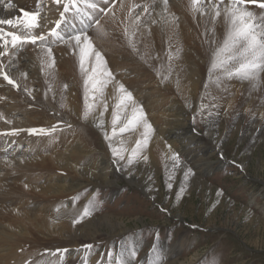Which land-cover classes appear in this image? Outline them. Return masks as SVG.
I'll return each instance as SVG.
<instances>
[{"label": "bare ground", "instance_id": "6f19581e", "mask_svg": "<svg viewBox=\"0 0 264 264\" xmlns=\"http://www.w3.org/2000/svg\"><path fill=\"white\" fill-rule=\"evenodd\" d=\"M63 2L0 0V20L14 21L0 28L24 34L17 20L25 19V12L38 11L41 27L32 34H47L61 19ZM210 2L199 0L193 5L191 0H168L165 6L163 0H78L59 29L68 42L47 36V43L24 42L13 47L11 37L0 39V52L6 51L0 56V69L19 85L14 87L0 76V264H105L110 259L109 247L92 258V252H83L79 245L111 237L108 230H102L118 227L124 220L121 215L106 214L88 216L73 225L72 217L63 213L73 207L85 185L105 189L121 178L143 191L147 184L145 193L153 196L163 174L169 186L181 177L180 183L189 191L194 183H205L213 167L227 161L223 158L216 164L213 150L222 152L220 146L233 128V134L243 131L245 135L248 129L249 135L264 133V72L252 81L220 70L210 72L213 50L227 32L223 16L213 18ZM247 7L258 18L264 15L255 4ZM101 9L112 11L105 14ZM77 32L85 33L101 53V67L89 55L81 71L83 39L80 47L68 39ZM5 40L9 41L6 49ZM90 76L93 79L85 85ZM120 84L132 93L152 126L147 145L135 156L131 149L147 130L140 124L120 132L124 117L135 106L129 101L126 111L117 107L123 95ZM113 112L121 117L115 132ZM196 113L203 118L201 137L196 136ZM53 127L47 133L27 131ZM12 129L21 131L8 134ZM63 131L67 138L61 144ZM114 148L127 149L122 152L125 158L114 156ZM180 152H186L192 163L183 161ZM131 217L145 219L140 214ZM62 243L79 247L37 258L45 244L64 250ZM130 246L119 245V252L111 254L113 264H140L132 257V248L139 250L147 244L138 236ZM155 246L149 254L154 264L164 251L178 257L184 244ZM179 261L175 258L167 264H187V260Z\"/></svg>", "mask_w": 264, "mask_h": 264}, {"label": "rangeland", "instance_id": "374dc122", "mask_svg": "<svg viewBox=\"0 0 264 264\" xmlns=\"http://www.w3.org/2000/svg\"><path fill=\"white\" fill-rule=\"evenodd\" d=\"M147 87L151 88L149 85ZM201 117L197 113L193 117L198 137L204 131ZM89 129L86 128L88 132ZM64 131L61 133L64 137L61 144L67 138ZM232 131L235 128L220 146L222 152L217 154L213 150L216 164L223 158L227 161H223L221 167H213L204 177L205 183L196 182L189 186V191L180 183L181 177L169 186L163 174L159 177L160 189L153 196L145 193L147 184L143 185V191L121 178L105 189L85 185L73 207L66 208L64 216L76 219L87 208L91 214L83 219L113 214L121 215L124 223L112 229H103L112 234L109 238L79 245L83 252L91 251V257H95L103 250L111 249V254H117L120 244L128 247L139 236L147 246L139 250L132 248L131 253L136 251L132 257L140 264H154L149 255L150 248L165 242H180L184 246L179 248L181 252L178 257L173 252L163 250L164 255L156 264L161 261L160 264H167L175 258L179 262L187 260V264H264V133L253 136L247 134L249 129L245 135L243 131L238 134ZM182 153H179V157L191 164L192 158L189 157L190 162L187 153ZM139 214L144 216L143 221L131 217ZM61 245L71 251L79 247L70 243ZM86 245L92 247L87 248ZM43 250L36 254L37 258L49 253L53 255L52 252L57 255L54 244H45ZM113 263L110 255L105 264Z\"/></svg>", "mask_w": 264, "mask_h": 264}, {"label": "snow or ice", "instance_id": "6c2138e0", "mask_svg": "<svg viewBox=\"0 0 264 264\" xmlns=\"http://www.w3.org/2000/svg\"><path fill=\"white\" fill-rule=\"evenodd\" d=\"M63 0H54V3L57 5L61 4ZM111 2V0H110ZM165 6H167L168 0H163ZM193 5L199 3V0H191ZM78 0H67L63 2V11L60 12L61 19L55 21V27H52L47 34L41 32L38 35H33L32 32L34 29L41 27L40 23V13L37 11L35 13H24L25 19L17 20V23H22L24 27V34L18 35L15 32H4L0 28V39L4 37H11L10 43L13 47L23 44L24 42H31L35 44L37 41L47 43V36L55 37L61 41H64V37L61 35L59 29L64 23V17L66 13L77 8ZM248 4H255L259 9L264 10V0H211L210 7L213 11V18H219L223 16V19L227 25L226 35L219 45L213 50L212 59H211V68L210 72L213 70H220L225 75H237L242 79L249 81L255 80L258 77V74L264 72V15L257 17V14L248 9ZM223 5V7H221ZM243 5V7L241 6ZM91 7L95 8L97 5L91 4ZM136 7H139L138 5ZM102 12L107 14L111 12L112 9H101ZM131 12V10H129ZM148 11V6H144V12ZM114 15V13H113ZM137 21L140 19L139 16L135 18ZM96 25H100V21H95ZM0 25H14V21L11 19L0 20ZM125 33L127 34V28H125ZM69 40H75L76 46L80 47L83 39V46L80 47V67L81 71H84V62L85 58L89 55H94L97 61V67L103 65V56L99 51H95L94 46L90 38L83 32H77L72 36H69ZM68 42V41H64ZM5 49L8 40L4 41ZM6 54L5 52H0V56ZM47 55L50 57L52 55L51 48L47 49ZM93 73L96 72V68L92 69ZM107 75L111 77V73L108 72ZM0 76H3L10 85L14 87H19L14 79L6 72L0 69ZM93 77L90 76L88 80H85V85L88 84L89 80H92ZM123 95L119 98V103L117 104L118 108L123 107L126 111L127 102L131 101L133 105L132 113L130 116L124 117L123 127H120V132H124L129 128H135L140 124H143L146 128V132L143 135V139H137L135 141V147L131 149L133 156L136 155L137 151L146 146L148 143V133L152 131V126L149 124L145 118L143 108L135 104L132 93L127 91L123 84L119 85L118 89ZM25 91H28L25 89ZM31 94V93H29ZM90 107L86 105V109ZM107 108V105H104ZM87 116V111L85 112ZM121 120L120 115L117 112H113V132L116 130L117 123ZM10 123V121H9ZM52 129H36L30 128L27 129L29 133H47L49 131H54ZM21 129H12L8 134H17ZM123 151L127 149H113V155L119 156L120 159L125 157L122 155ZM147 159V157H144ZM189 171H191L189 169ZM28 185L25 184V188ZM91 212L86 208L76 219H73V225L79 223L85 216L90 215ZM85 247L91 248L92 245H86ZM22 251V250H21ZM57 252L67 251V249L60 250L57 249ZM54 255V253H53ZM111 255V253H109ZM132 255H135V252H132ZM27 264V262H25Z\"/></svg>", "mask_w": 264, "mask_h": 264}]
</instances>
